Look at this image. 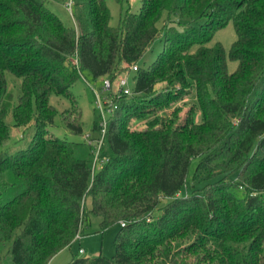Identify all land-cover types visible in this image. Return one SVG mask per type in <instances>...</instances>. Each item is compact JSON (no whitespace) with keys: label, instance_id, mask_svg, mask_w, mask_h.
Here are the masks:
<instances>
[{"label":"trees","instance_id":"16d2710c","mask_svg":"<svg viewBox=\"0 0 264 264\" xmlns=\"http://www.w3.org/2000/svg\"><path fill=\"white\" fill-rule=\"evenodd\" d=\"M74 5L76 25H66L47 0H0V144L11 112L15 126L35 123L27 148L0 152L10 264H49L83 236L90 213L103 230L126 222L115 255H74L70 264H264V0H141L118 26L106 0ZM229 21L233 72L223 44L209 45ZM157 38L163 49L139 65L134 95L115 99L108 160L92 177L93 147L82 154L80 143L48 133L51 96L74 102L81 70L115 78ZM9 75L21 80L16 99ZM140 95L151 100L139 105ZM185 97L192 107L182 117L174 106ZM63 118L83 133L78 105Z\"/></svg>","mask_w":264,"mask_h":264},{"label":"rangeland","instance_id":"374dc122","mask_svg":"<svg viewBox=\"0 0 264 264\" xmlns=\"http://www.w3.org/2000/svg\"><path fill=\"white\" fill-rule=\"evenodd\" d=\"M69 2H73V7L69 9ZM76 0H47L48 6L63 20L66 25H76L75 23V14L77 13V7L74 5ZM109 8L111 9L112 19L111 25L118 26L123 19V17L128 12L137 13L141 7V0H123L120 2L118 0H106ZM162 25V23H161ZM237 39V33L232 21L222 29L218 30L209 43V45H214L216 42H221L226 50L227 54V63L229 72H233L237 66L238 62L229 59L230 49L232 44ZM163 49V40L157 38L152 46L147 50L143 55L140 61L137 63L141 66H148L151 64L158 56V54ZM73 63H76L75 59H71ZM125 71L121 75H127L130 72L131 66L124 64ZM135 73L131 72L130 85H135ZM9 86L8 91L14 94L15 99L19 93L21 80L9 75ZM102 78L95 79L92 74L86 70L80 71V76L74 82L71 87V93L74 97V102L63 96H58L53 94L51 96V104L56 107L57 114L53 119V122L47 126V131L52 136H57L68 141H73L80 143V148L82 154H87L89 149L85 143V134L92 133L93 136H98V131L94 130V125L100 123L101 110L98 107V96L99 93L102 97L103 103L105 98L108 96V92L104 91L102 88ZM158 92L166 90L163 85L157 87ZM139 98L135 101L138 104L148 103L150 97H145L144 95L138 96ZM191 99L185 97L184 100L177 102L174 107L182 106L183 110L180 113L181 116H186L188 110H190ZM76 104L80 107L82 111V119L84 122L83 133L80 135L73 134L67 127L63 118V112L72 107L73 104ZM187 103V104H186ZM104 105H106L104 103ZM172 111H170L171 113ZM107 119L110 120L111 114H106ZM200 119V117H199ZM6 123L11 127L10 138L0 144V152L7 151L9 153H16L19 150L25 149L29 146L33 135L35 133V123L32 121L26 126H15L14 118L12 112L7 116ZM141 124L137 123L134 125V128L140 127ZM190 183V182H189ZM183 190L182 193H184ZM237 195L239 197H244L243 191H238ZM167 200H165L166 202ZM87 207L91 209V200L88 199ZM102 218L100 216L89 214L88 219L84 224L83 236L80 239H77L71 247H67L55 255L49 264H70L74 255H77L79 258L86 257H96L99 255H104L108 258H112L115 255V237L117 232L120 229V224L113 225L105 230L100 226ZM3 234L0 231V264H10L11 255L9 254L10 243L2 242ZM85 250L84 253H80V249ZM168 258L164 259L163 264H167Z\"/></svg>","mask_w":264,"mask_h":264},{"label":"built area","instance_id":"2783aa9c","mask_svg":"<svg viewBox=\"0 0 264 264\" xmlns=\"http://www.w3.org/2000/svg\"><path fill=\"white\" fill-rule=\"evenodd\" d=\"M69 9L71 10L73 7V2H69ZM76 64L79 67V61L76 58ZM139 65L134 64L130 68V72L127 75H119L115 78L111 76L103 77L102 88L104 91L108 92V96L105 98V104L103 103L102 97L98 93V107L101 110V120L99 123V130H97L98 136H93L92 133L85 134V143L89 146L93 147L94 152V160L92 167V177H94L95 173L101 168V166L108 160V156L102 153V148L105 142V137L107 134L109 120L107 119L106 114H112L116 109H118V104L115 103V99L123 98V97H132L135 93L134 86L130 85V73L136 72L138 70ZM121 226H125L126 222L121 221ZM82 237L81 234L76 236V240ZM80 253H84L85 250L83 248L80 249Z\"/></svg>","mask_w":264,"mask_h":264}]
</instances>
